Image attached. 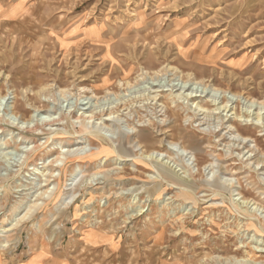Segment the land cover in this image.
<instances>
[{
  "label": "rangeland",
  "instance_id": "rangeland-1",
  "mask_svg": "<svg viewBox=\"0 0 264 264\" xmlns=\"http://www.w3.org/2000/svg\"><path fill=\"white\" fill-rule=\"evenodd\" d=\"M183 79L194 89L201 90L199 81L212 85L221 100L264 120V0H0V264H264V168L252 159L264 152V130L241 118L248 136L238 138L229 123L214 129L200 121L204 115L192 122L181 107L186 132L218 145L204 143L182 158L153 154L171 157L187 181L152 180V166L132 158L139 149L122 154L69 118L38 135L46 147L57 145L47 161L74 151L56 198L1 232L29 209L49 170L46 147L36 168L24 162L33 139L19 131L28 124L21 114L49 120L91 113L159 85L168 94L167 85L178 84L179 92ZM48 86L56 98L40 92ZM137 107V114L121 111L118 126L102 134L116 139L148 127L157 138L170 137L175 120H166L170 111L161 102L157 109ZM56 128L66 133L51 134ZM173 148L163 141L161 149ZM219 166L228 171L214 177Z\"/></svg>",
  "mask_w": 264,
  "mask_h": 264
},
{
  "label": "bare ground",
  "instance_id": "bare-ground-1",
  "mask_svg": "<svg viewBox=\"0 0 264 264\" xmlns=\"http://www.w3.org/2000/svg\"><path fill=\"white\" fill-rule=\"evenodd\" d=\"M140 15H141L140 13L136 12L135 18L138 19L139 22H141L140 24H144L145 23L144 15L142 17H140ZM17 31L15 30L16 34H17ZM15 32L13 31L12 33H15ZM150 35H151V33H150ZM150 35H147V36H150ZM17 38L18 37L13 36L14 40H17ZM21 39L24 40L25 38L20 36V40ZM26 40H27V38H26ZM22 42H24V41H22ZM176 69H177V67H176ZM145 75H147V74H145ZM155 76L157 78H159L158 74H156V73H155ZM187 77L189 80H190V78H193L192 74H188V73H187ZM193 79L200 80L197 77H194ZM182 81H183L182 86H180L179 89H177V91H179V92L174 91V88L177 87L178 84H174V85L168 84L167 86H171L170 87L171 89H170L168 94L166 92H164V90H163V88L166 85H159L157 87L158 89L156 90V92H153V93L152 92H148V93L143 92L140 95L132 96L131 98H127L124 101L120 99L118 102H115L110 107L105 108L103 106H100L97 111H92L91 113H87V111L76 112L73 110V111H70L69 114L62 112V113H60L59 116L52 117L49 120H47V119L46 120H41V119H39V120L35 119L34 120L32 118L26 119L27 116L25 114H21L20 118L25 119V122H27L28 124L25 126V128H19L20 130L19 129H17V130H19L21 133L29 134L30 136H32V139H33V145H31L32 147L25 152L24 162H28V161H31V163L34 162V166L36 168L37 165H39L38 160L41 159V158H39L40 157L39 154L46 147V144H43V142L38 140V135H39L40 131L42 132L45 129V127H47V126H49L51 128L53 126L55 127V126L64 125L65 122L66 123L68 122L69 118L70 119L73 118L76 122L80 123L85 129H87L90 133L94 134L96 137H98L102 141H104V140L109 141V143H111L110 148H112V149H114V150H116L122 154L131 155L132 152H134L136 149H139L138 151H140V153H139L140 156L136 155V153H134V154H132L133 155L132 158L137 156V158L140 161H144V162L148 163L150 166H152V168H153L152 173L155 174V176H156L155 178H152L151 173H149V177L152 178V180H157V179L164 180L166 178V175H168V176H173V177L177 176V178L180 179L181 181H184V180L187 181V179L185 178L184 175H182V173H179L178 171L176 172V170L173 168V166L170 165V163H168L170 161L171 157H168L167 161L164 159L159 160V159L154 158L153 154L154 153L163 154L165 152L168 156H171V154L173 153V154H176L179 157H181L182 152L184 154L187 152L194 154L195 151H197L199 149H203L204 143L212 145L213 147H217L218 145L214 144L212 139H209V138H208V140L203 139L200 142L197 137H194L193 135L186 132L187 130L185 128H183V125L180 123V117L183 113L180 114L181 112L180 113L178 112V110H177L178 107L179 108L181 107L183 112L185 113L184 118L189 119L192 122L195 118L199 117L200 115H204V118L201 119L200 121L207 120L209 125H214V129H216V127L218 128L220 126L223 128H227V126H225V125H226V123H229L230 126H233L235 128V132L237 133L236 136L238 138L239 137L246 138V136H248L247 130L245 129V127L241 123V118H244L246 120L249 118H252L251 121H253V119H255L256 121L252 122L253 127L264 130V120H263V117H261V114L259 112L258 113H252V111L245 110V112L243 113L242 110L238 106L239 104H236L232 107L231 106L232 104L229 105L230 104L229 102L231 101V99H228L227 97H223L221 100L219 97H217V94H216L217 90L214 89L212 85H204L202 83V81H199L200 84L203 85L201 87V90H199V88L194 89V88H191L190 86L187 87V84H188L187 80L183 79ZM190 81H193V80H190ZM137 82H140V81H137ZM128 83L129 82H127V84ZM129 86H130V84H129ZM130 87H132V86H130ZM152 87H154V86L152 85ZM160 88H162V90H159ZM207 89H209V91H207ZM52 91H53V89L51 90V86L40 89V92L43 93V95L47 93L50 97L56 98V94L52 93ZM239 94L240 93L238 92L235 95H239ZM202 95H204V96H202ZM206 96H209V98H211V99L210 100H203V97H206ZM60 97L67 98V91L62 90L60 92ZM166 97H168V98H166ZM153 102L155 103L154 105L152 104ZM158 102L159 103L161 102V104L170 111V116L168 115L166 120L170 121V118L175 120L174 124L171 125L172 129L170 131L171 133H169V134H171L170 137H168L169 136L168 135V136H165L164 139L163 138H161V139L157 138L154 136L153 132H151L148 127L136 128L137 129L136 132H134L132 134H126L124 136H119L116 139L112 135L102 134L103 131H109L107 129H110L109 132H113L111 128L113 126L119 124L122 121V117L119 114L121 111L129 109V112H128L129 115H133L134 113L137 114L140 111V109L137 107L138 104H139L140 108H146L147 110H149V109H153V106L155 109H157V107H155V106H157ZM171 103L173 105L175 104V108H173L171 106ZM132 109L134 110L133 112H132ZM231 111H233V112H231ZM216 113H217V117L214 118L216 121H214V123H212V119H213L214 115L216 116ZM254 114H256L255 117H253ZM96 120H98V121H96ZM218 120H220V123ZM126 121L129 123L128 119ZM139 121H141V119H139ZM152 123H154V122L151 121V124ZM128 127L132 128V129L134 128V127H131L130 124L128 125ZM60 129H57V128L53 129L51 134L62 135V134L66 133V132L61 131ZM179 130H181L180 134L178 136L179 138H176L175 134L177 132H179ZM167 132H168V130H167ZM208 133H214V135H213L214 137L219 136V133H215L214 130H210ZM192 138H195V146H193ZM49 140L50 139H48L47 142ZM164 140H167L170 145L177 148L178 150L177 149L174 150V148H173V149H167L166 151H164L163 149H161V146H163ZM198 143H201V144L199 146H197ZM156 145H158V147L160 149L158 147H156ZM244 146H247V145H244ZM105 148H109V147H105ZM46 149H47V152H44V155H43V158L45 160L44 166L47 165L49 170H46L48 173H47V177L44 180L45 184L40 183L42 186V188H41L42 190L38 191V193L36 194L35 200L30 205L29 209L26 210V212L23 215L18 217L16 222L11 223V225H9L8 227L4 228L1 231L4 233V235L8 231L10 232V230L12 228L20 225L27 218L29 219L31 217V214L33 211H36V210H39V209L46 207V205L48 204L47 202L51 203L54 200V198H56V196H57V195H53L55 190L61 189V187H62L61 184H59V182L61 181V174H62L63 170L67 167L68 162H69L70 157H71V154H73L74 151H72L70 149L61 150L58 152V154L55 157L53 156L52 159L47 161L48 159H45L46 154L53 155L57 149V145L52 146V147H51V145L47 146ZM101 152H106V154L108 153V151L105 149H102ZM251 152H257V150L252 149ZM96 154H98V153H96ZM252 159H254V162L257 165L262 164L263 165L262 169L264 168V152L259 150L253 156ZM175 161L178 162L177 160H175ZM46 162H47V164H46ZM254 169H255V167H254ZM227 171H228L227 169L223 168L222 166H219L217 168L212 169V174L214 177L215 176L218 177L219 174L225 175L227 173ZM102 174L104 175L105 173H102ZM221 177H219V178H221ZM54 180H57V182L54 183L53 187H50V185L52 184V181H54ZM45 186L46 187L48 186V187L43 190V187H45ZM157 187H159V186H157ZM244 202H246V201L244 200ZM257 208L260 209L261 207L259 205H257L255 207V209H257ZM63 209H64L63 206L59 207L57 209V212L62 211L56 215L57 218L59 215H61V213H63ZM94 220H95L94 223H99V221H100L99 218H97V217H95ZM3 242L4 243L1 246L7 247L6 245H8L7 244L8 241L5 239ZM44 245H47V244H44ZM43 252H47V253L49 252L50 253V249H49V251H47L46 248L44 247ZM48 255L49 254H46V256H48Z\"/></svg>",
  "mask_w": 264,
  "mask_h": 264
},
{
  "label": "crops",
  "instance_id": "crops-1",
  "mask_svg": "<svg viewBox=\"0 0 264 264\" xmlns=\"http://www.w3.org/2000/svg\"><path fill=\"white\" fill-rule=\"evenodd\" d=\"M96 244H98V242L96 243ZM63 261V260H62ZM62 261L60 260L57 264H61L62 263Z\"/></svg>",
  "mask_w": 264,
  "mask_h": 264
}]
</instances>
